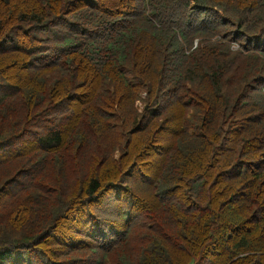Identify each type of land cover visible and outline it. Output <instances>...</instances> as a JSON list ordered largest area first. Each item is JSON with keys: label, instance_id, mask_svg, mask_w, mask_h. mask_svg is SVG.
<instances>
[{"label": "trees", "instance_id": "obj_1", "mask_svg": "<svg viewBox=\"0 0 264 264\" xmlns=\"http://www.w3.org/2000/svg\"><path fill=\"white\" fill-rule=\"evenodd\" d=\"M0 264H264V0H0Z\"/></svg>", "mask_w": 264, "mask_h": 264}]
</instances>
